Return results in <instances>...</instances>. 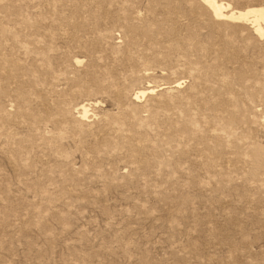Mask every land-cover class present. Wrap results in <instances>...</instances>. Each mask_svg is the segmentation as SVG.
<instances>
[{
  "label": "rangeland",
  "instance_id": "rangeland-1",
  "mask_svg": "<svg viewBox=\"0 0 264 264\" xmlns=\"http://www.w3.org/2000/svg\"><path fill=\"white\" fill-rule=\"evenodd\" d=\"M0 264H264V35L201 0H0Z\"/></svg>",
  "mask_w": 264,
  "mask_h": 264
},
{
  "label": "bare ground",
  "instance_id": "bare-ground-1",
  "mask_svg": "<svg viewBox=\"0 0 264 264\" xmlns=\"http://www.w3.org/2000/svg\"><path fill=\"white\" fill-rule=\"evenodd\" d=\"M211 10L213 15L219 19L235 22L248 23L252 26L258 36L264 35V6L263 5H247L243 8H232L229 3L219 0H201ZM153 86L140 90L135 94L136 98L153 93ZM87 109L82 106V116H85Z\"/></svg>",
  "mask_w": 264,
  "mask_h": 264
}]
</instances>
